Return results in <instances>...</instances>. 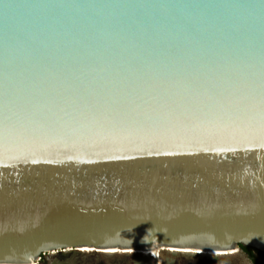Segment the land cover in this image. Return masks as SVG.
I'll list each match as a JSON object with an SVG mask.
<instances>
[{"label":"water","instance_id":"water-1","mask_svg":"<svg viewBox=\"0 0 264 264\" xmlns=\"http://www.w3.org/2000/svg\"><path fill=\"white\" fill-rule=\"evenodd\" d=\"M241 247L264 254V0H0V264Z\"/></svg>","mask_w":264,"mask_h":264},{"label":"rangeland","instance_id":"rangeland-1","mask_svg":"<svg viewBox=\"0 0 264 264\" xmlns=\"http://www.w3.org/2000/svg\"><path fill=\"white\" fill-rule=\"evenodd\" d=\"M92 250L79 251H67L63 253H57L52 256L43 257L39 264H138L139 259L142 258L146 261H150L148 253L140 255V257H134L133 259L126 255L114 254L104 255L91 253ZM172 251H174L172 249ZM177 251V250H176ZM183 252V251H181ZM202 254V253H201ZM154 260L157 254L153 253ZM162 260L168 264H236L232 255L220 254L217 258H210L206 256L197 255H177L175 257H164L163 254H158ZM207 255V254H206ZM209 256V255H208Z\"/></svg>","mask_w":264,"mask_h":264},{"label":"bare ground","instance_id":"bare-ground-1","mask_svg":"<svg viewBox=\"0 0 264 264\" xmlns=\"http://www.w3.org/2000/svg\"><path fill=\"white\" fill-rule=\"evenodd\" d=\"M81 251H83V250H81ZM177 251H179V250H177ZM183 253H185V252L183 251ZM199 254H201V253H199ZM220 254H224V253H207V255H209V257H212V258H217ZM227 255H232L233 260H234V262H236V264H250L249 261L247 260V258L243 254H241V252H239V251H236V252H233L232 254H227ZM135 257H140V255H137ZM149 259H150V261H146L143 258L141 260L139 259L138 264H168L167 262H165L164 260H162L160 257H157V256H156L155 260L152 256Z\"/></svg>","mask_w":264,"mask_h":264},{"label":"flooded vegetation","instance_id":"flooded-vegetation-1","mask_svg":"<svg viewBox=\"0 0 264 264\" xmlns=\"http://www.w3.org/2000/svg\"><path fill=\"white\" fill-rule=\"evenodd\" d=\"M243 252H244V251H243ZM244 254L247 256L248 260H249L251 263L255 264V261H257V262L260 263V264H264V256H262V255H260V254H257V253H255V252H253L254 257L251 258L247 253L244 252Z\"/></svg>","mask_w":264,"mask_h":264},{"label":"trees","instance_id":"trees-1","mask_svg":"<svg viewBox=\"0 0 264 264\" xmlns=\"http://www.w3.org/2000/svg\"><path fill=\"white\" fill-rule=\"evenodd\" d=\"M241 249L245 252V253H247L251 258H253L254 257V255H253V250H251V249H249V248H247V247H241ZM260 255H262V256H264V254H260ZM255 264H260V263H258L257 261H255Z\"/></svg>","mask_w":264,"mask_h":264}]
</instances>
